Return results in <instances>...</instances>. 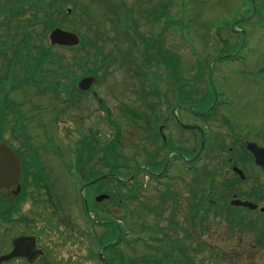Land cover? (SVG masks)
I'll return each mask as SVG.
<instances>
[{"label": "rangeland", "instance_id": "rangeland-1", "mask_svg": "<svg viewBox=\"0 0 264 264\" xmlns=\"http://www.w3.org/2000/svg\"><path fill=\"white\" fill-rule=\"evenodd\" d=\"M7 1L0 0V6ZM64 1L61 28L85 39L86 46L82 50L56 48L50 54L52 56L42 58L43 62H37L38 53L34 51V63H39L37 70L27 64L25 73L19 64L14 63L16 55H12V48L5 51L4 45L0 46V78L5 79L13 73L15 79L10 80V84L19 85L26 78L28 80L26 88L11 96L21 113L15 108L8 112L10 115H5L13 104L5 102L2 98L4 92L0 90L4 100L0 104V123L6 122V116L16 118L19 123L15 127L16 133H7L4 139L10 141L28 135L39 140L36 145H44L46 149L42 155L52 157L48 160V167L54 168L51 170L55 173L53 185L59 187L56 176H60L62 170L55 166L62 160L53 157L51 149L59 148L66 160V134L71 135L72 142L68 141L75 144L78 138L75 133L80 128L79 115L83 118L84 108L96 106L91 96H85L92 84L84 92L75 88L80 71L74 61L83 63L88 71L96 70L95 74L83 77L96 79L90 91H96L105 106L112 108L121 141L112 151L113 159L105 155L104 146L115 135L102 123L95 124L100 133L101 150L96 154L93 147L92 153L100 157V161L106 160V167L124 165L120 169L113 167L111 173L105 175H117L121 179L135 176L139 182L132 187L115 185L112 180L102 182V193L110 191V187L116 188L110 198L112 201L101 206V217L116 221L123 228L124 242L130 244L127 248L122 243L118 248L124 261L135 262L150 254L148 245H155L154 240L157 245L161 243L159 239L172 234L178 240L184 258L180 261L171 258L165 264H264V216L248 214L243 223L235 224L231 213L226 214L231 211L233 195L255 198L260 190L264 202V176L244 148L246 140L264 145V19L258 18H264V0H181L182 11L176 2L172 3L166 8L167 14L170 20L181 14L179 29L164 16L152 14L158 9L155 1L123 0L124 3L118 5L120 9L132 11V29L136 33H127L120 27L118 18H126V12L112 7L117 0H101V4H96L97 0ZM146 12L151 15L147 16ZM28 30L42 31L36 25ZM47 35L45 39L42 37L41 46L51 48ZM20 38L14 39V45ZM35 43L39 44L36 40ZM228 55L232 57L220 59ZM65 64L77 76L76 80L73 79L75 83H71L75 94L69 90V79L62 72ZM65 85L67 90L61 89ZM58 88L61 91L55 95L53 90ZM208 93L212 94V99L210 96L205 101ZM72 95L74 99H67ZM214 99L216 107L207 118L183 115L185 122L197 125L206 133V148L198 158L194 151L199 149L198 137L195 148L192 134L178 131L167 107L185 105L198 113H205ZM128 115H132L131 118ZM86 122L90 123V119ZM163 125L164 133L169 137L168 146L158 134V127ZM170 149L181 152L190 162L195 161L196 172L184 171L176 163L166 171V175L173 176L169 182L154 181L141 172L144 165L150 166L154 172L163 171L170 161L175 160ZM234 164L243 171L244 180L233 173ZM134 169L137 171L133 172ZM65 170L64 167L66 177ZM198 179L207 185L198 186ZM68 181L71 188L73 182ZM197 188L210 189L207 202L211 199L215 205L211 207L205 203L191 216L190 210L197 206ZM165 191L174 197L163 201L161 195ZM66 196L72 201L70 192ZM67 208L74 214L73 223L80 231L78 236L84 234L88 243L84 244L82 253L76 252L77 263H97L96 259L94 262L88 257L90 227L77 218L73 204L69 203ZM51 221L55 223L53 217ZM155 224H159L161 233H164L162 236L146 229ZM142 230L145 231L143 234ZM147 236L155 239L149 241ZM135 240L140 242L134 245ZM107 255L112 258L109 251Z\"/></svg>", "mask_w": 264, "mask_h": 264}, {"label": "flooded vegetation", "instance_id": "flooded-vegetation-1", "mask_svg": "<svg viewBox=\"0 0 264 264\" xmlns=\"http://www.w3.org/2000/svg\"><path fill=\"white\" fill-rule=\"evenodd\" d=\"M85 96L89 98L90 94L88 93ZM91 98L95 105L97 102V105L95 107L92 105L91 107L84 108L85 114H83V118L80 117L82 115H79L80 128L75 133L78 134V138L75 143L76 148L74 152H69L67 138H65L67 142L66 160L64 159L63 151L59 148L53 149V143L46 144V146L52 148L53 153L48 152L54 154L52 156L57 158L58 161L62 160V162L59 161L62 166L60 164L59 166L58 163L56 166L51 164L53 167H59L62 170L60 176H56L59 178V187L53 185L55 173L51 170H54V168L48 167V160L52 157L48 155V158H45V155H42L41 152L46 149L44 145L40 147L36 145L39 140L37 141V139L30 137L12 138L10 141L7 139L3 140L16 154L19 162V176L15 184H10L8 187L0 189V264H78L76 252L82 253V248L88 245V243L85 241L87 238L84 234L81 237L78 236L80 235V231L77 229V225L73 223L74 214L67 208L69 207V203L74 205V212L77 218L85 226L87 224L90 227L91 233L94 234L95 244L99 246L102 225L112 223V226H110L111 230L118 227L116 221L111 219L102 220L101 218V206L103 203L112 201L110 198L114 196L116 188L111 189L110 187V191L102 193V183L93 185H89V183L98 176L111 173L113 167L117 168L116 164L106 167V160L100 161V157L98 158L96 155L97 151L99 150L100 152L101 150V144L98 139L100 133L96 126H98V123L100 125L102 123L109 132L115 135L104 146L105 155L111 156L112 159L114 158V154L111 152L113 150H111V147L121 143L119 141V126L112 108L103 105L97 95H91ZM141 101L144 102V98ZM183 108L181 105H174L173 107H167V110H169L168 113L171 115L173 124H176L178 127V131L184 133L190 132L192 134V142L195 148H197L198 132L196 130L188 131L179 127L176 119L190 126L193 124L185 122L184 113L190 114L194 118H197L199 113L197 110ZM130 116L132 115H128L127 117ZM89 119L90 123H87L86 120ZM92 119L95 120L91 122ZM164 128V125L158 127V134L161 141L163 137L165 138L164 144L167 146L169 137L165 135ZM69 136L71 135L66 134V137ZM93 147H95L96 154L92 153ZM108 150L110 152H107ZM194 151L197 154V151ZM171 154V157L179 161L184 171L196 172L194 163H188L190 160L188 157L186 158L179 151L175 152V149H170ZM64 167L66 168V177L63 173ZM169 167L172 168L170 162L169 166L166 165L163 168V171L150 172L145 169V173L149 177L158 176L167 180L168 175H166V171H168ZM141 169H143V166H141ZM132 171L135 172L137 169ZM68 180H71L73 183H80V185L78 187L73 185L69 188ZM113 184L117 185L116 182H113ZM81 190H83V193H81ZM69 192L72 195V201L66 196ZM99 195H107L108 199L99 202L97 201ZM253 197L245 198L241 196L237 198L233 195L232 199L237 198L241 201L251 202L256 208L254 210L231 208V211H227L226 214L232 212L237 214L239 216L237 219L238 224L243 223L248 214L264 216V202L261 200L260 190H257L255 198ZM65 198L67 201H65ZM51 217L54 218L55 223H52ZM77 218L76 220H78ZM67 230L70 233H67ZM88 242L90 243L88 257L92 258L95 262L93 245L90 241ZM68 246H70L69 249L67 248Z\"/></svg>", "mask_w": 264, "mask_h": 264}, {"label": "trees", "instance_id": "trees-1", "mask_svg": "<svg viewBox=\"0 0 264 264\" xmlns=\"http://www.w3.org/2000/svg\"><path fill=\"white\" fill-rule=\"evenodd\" d=\"M68 2V1H67ZM103 3L101 0H97L96 4ZM66 2L64 0H8L7 3L4 4V6H0V46L1 44L4 45L5 51L12 48V55H16V61L14 63L19 64L20 68L26 72V65H31V68L36 71L39 63H34L35 56L33 54H37V62H43L42 58L44 57H50V55L53 52V49H56L57 47H51L48 48L46 46H41L42 44V37L45 39L46 34L53 29L54 27H63V19L61 16L65 15L63 12V5L65 6ZM112 7H116V4H113ZM28 11L29 13H26ZM67 15V14H66ZM122 25L121 27H125V21L121 20ZM3 25V27H1ZM36 25V27H41L42 31L36 32L35 30H28L29 28ZM2 28V29H1ZM6 32V34L3 33ZM21 36V38L16 42L14 45L13 41L16 37ZM41 39V40H40ZM82 42L79 45V47L76 48V50H82L86 46V42L84 38H81ZM35 40L39 42V44L35 43ZM62 49V48H58ZM24 51V52H23ZM35 51V53H33ZM31 55V56H30ZM59 54L57 53L56 56ZM30 56V57H29ZM29 57V60H28ZM61 58V56H59ZM12 63V60H11ZM75 65L78 67V70L80 71L78 74L81 77L82 75H86L89 73L95 74V69L92 71H88L83 67V63L80 64V62L74 61ZM18 66V67H19ZM67 75L68 83H75V77L73 72L70 70V67L68 65H63V71ZM41 73H39L40 75ZM15 79V76L13 73H9L8 76L5 79L0 78V90L4 92L3 99L5 102H10L13 104L12 108L7 109L5 111V115H10L8 112H13L15 108H18V113L20 112L19 106L11 100V96L13 94H17L20 90L23 88H26L28 85L27 78L23 82H19V85H16L15 83H9L10 80ZM75 79V80H73ZM56 88V87H55ZM61 89L67 90V86H61ZM60 88L58 90H53L55 92V95L59 91H61ZM212 99V94L208 93L207 97L205 98V101L207 98ZM4 100L1 99L0 96V104L4 102ZM12 119V121H11ZM0 123V139H3L7 133L10 135H14L15 127L19 124L17 123L16 118H11L6 116V122L4 124ZM13 137V136H12ZM250 160L252 161V157L248 155ZM237 165V164H235ZM123 164H118L117 169H120L123 167ZM238 180V179H237ZM198 186L200 185H207L204 180L198 179L197 181ZM137 185V184H136ZM208 188H205L203 190H199L197 188L198 192V198H197V206L196 209L190 210V215L194 216L196 211H200L201 207L208 202L207 199L209 195L211 194V190H207ZM161 199L164 201L165 199L161 197ZM173 199V202L175 203V199ZM173 218V217H171ZM237 218V217H236ZM146 229L149 231H152L153 233L160 234L161 236L164 234L161 233V229L159 228V224H155L154 226H149ZM145 231L142 230L143 234ZM174 232V231H173ZM172 232V233H173ZM176 232V231H175ZM118 234L117 230H110L107 229L103 234L101 235V245L104 246L107 243L113 241L116 239ZM121 241H118L115 245L108 246L106 252H110L112 255V258L110 259L107 256V262L108 264H165L169 259L175 258L174 261H180V259L184 256L181 254V246L175 238H173L172 234L169 237L168 235L165 236V239H159L161 243L156 245V241L154 240L155 237L147 236L149 241L155 242V245H148V249H150V254L146 256H142L135 260V262H126L124 261L121 253L118 251L119 246L122 244V241L124 240L123 236L121 237ZM164 239V240H163ZM163 240V242H162ZM140 240H135L134 245L138 243ZM125 246L128 248V245L124 243ZM147 244V243H146ZM182 264H187L186 262Z\"/></svg>", "mask_w": 264, "mask_h": 264}, {"label": "water", "instance_id": "water-1", "mask_svg": "<svg viewBox=\"0 0 264 264\" xmlns=\"http://www.w3.org/2000/svg\"><path fill=\"white\" fill-rule=\"evenodd\" d=\"M48 40L51 46H59V47H75L79 44V38L76 34L64 31L60 28L53 29L49 35ZM94 82L93 77H85L81 79L77 85V89L81 92L87 91L89 86ZM183 126V125H182ZM186 129H196L199 131L201 135L200 139V149L198 155L201 153L205 143V136L203 131L199 127H188L183 126ZM246 149L252 154L254 158V163L257 167H259L264 173V148L258 147L253 142H246ZM233 171L241 178L244 179V174L241 170L237 168H233ZM19 176V162L14 155L13 151L3 142H0V189L6 188L10 184H15ZM107 177H113L117 180L118 177L115 175L112 176H101L97 178L94 182L103 180ZM104 198V197H103ZM106 198V197H105ZM101 200V199H100ZM232 206L236 207H245L248 209H254L255 206L248 202H241L237 200H233L231 202ZM10 257V256H9ZM102 262L106 264L104 258H102Z\"/></svg>", "mask_w": 264, "mask_h": 264}]
</instances>
